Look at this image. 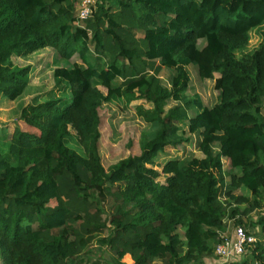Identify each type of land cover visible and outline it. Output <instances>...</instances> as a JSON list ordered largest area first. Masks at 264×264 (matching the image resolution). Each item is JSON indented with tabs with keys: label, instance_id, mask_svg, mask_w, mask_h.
<instances>
[{
	"label": "trees",
	"instance_id": "obj_1",
	"mask_svg": "<svg viewBox=\"0 0 264 264\" xmlns=\"http://www.w3.org/2000/svg\"><path fill=\"white\" fill-rule=\"evenodd\" d=\"M80 2L0 0V99L16 101L31 84L33 67L14 59L53 49L81 62L54 71L69 102L33 98L21 113L27 130L0 146V260L205 264L229 218L258 242L228 264H264V214L240 220L263 208L264 44L233 55L248 29L264 27V0H98L77 24ZM191 65L203 80L219 75L214 107L188 96ZM163 69L173 72L167 86ZM116 102L137 103L147 128L140 154L106 170L100 109ZM189 135L204 158L158 162ZM242 187L252 196L237 195Z\"/></svg>",
	"mask_w": 264,
	"mask_h": 264
},
{
	"label": "rangeland",
	"instance_id": "obj_2",
	"mask_svg": "<svg viewBox=\"0 0 264 264\" xmlns=\"http://www.w3.org/2000/svg\"><path fill=\"white\" fill-rule=\"evenodd\" d=\"M258 32L263 38L264 27L259 29ZM204 45V42L200 43V47ZM14 62L19 65H31L33 67L32 81L20 99L16 101H9L6 98L0 99V146L5 150L7 149V141L11 139L17 127H20L24 131L27 130L25 123L21 119V113L32 102L33 98L43 96V101L63 98V100L69 102V92L64 89L63 85L56 86L54 71L60 67L72 68L74 63H81L78 57H75L71 61L62 60L53 49L41 51L26 60L14 59ZM187 71L191 78L187 92L188 96L199 99L207 108L214 107L218 102V96L220 94L215 88V81L219 78V75L215 74L212 79L203 80L199 76L197 67L191 65L187 68ZM172 75L173 72L171 70L163 69L161 78L164 85H168ZM136 104L133 103L130 107H124V105L116 102L104 104L100 109V131L102 136L99 142V150L102 164L106 170L124 158L140 154L139 141L142 132L147 128V124L136 115L134 110ZM176 104V102L170 101L168 107H174ZM195 113L193 110L190 112V115L193 117ZM189 138H191V142L186 146H182L176 150L167 149L166 154L157 159L158 162L163 164L169 158H178L186 164L193 159L204 158V154L198 149L197 138L190 135ZM214 152H217V146L214 148ZM224 172L227 175L234 173L228 160L225 159ZM236 173L239 174L237 171ZM162 180L164 181V178ZM236 193L237 195L252 196L243 187L237 190ZM261 205L263 206L261 210L253 212L249 218L244 216L240 220L242 219L244 223H247L251 218L257 221L260 215L264 214V200ZM245 209L246 205L241 207L242 211ZM225 222L227 225L225 235H232L234 228L238 226L236 220L227 218ZM251 231L259 232V229H252ZM179 233L186 242L184 229H180ZM0 264H4V262L0 260ZM155 264H163V262L158 260ZM205 264H223V261L214 253L205 258Z\"/></svg>",
	"mask_w": 264,
	"mask_h": 264
},
{
	"label": "built area",
	"instance_id": "obj_3",
	"mask_svg": "<svg viewBox=\"0 0 264 264\" xmlns=\"http://www.w3.org/2000/svg\"><path fill=\"white\" fill-rule=\"evenodd\" d=\"M98 0H81L76 8L77 24L90 20L97 7ZM221 235V242L215 249V255L223 261V264L244 259L248 248L253 247L258 238L255 234H249L243 226H237L232 235Z\"/></svg>",
	"mask_w": 264,
	"mask_h": 264
},
{
	"label": "clouds",
	"instance_id": "obj_4",
	"mask_svg": "<svg viewBox=\"0 0 264 264\" xmlns=\"http://www.w3.org/2000/svg\"><path fill=\"white\" fill-rule=\"evenodd\" d=\"M261 26H254L247 30L246 35L248 39V46L245 50H234L233 55L237 61H241L245 56L255 55L256 52L260 51L261 45L264 44V38L258 32Z\"/></svg>",
	"mask_w": 264,
	"mask_h": 264
}]
</instances>
